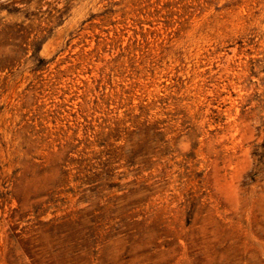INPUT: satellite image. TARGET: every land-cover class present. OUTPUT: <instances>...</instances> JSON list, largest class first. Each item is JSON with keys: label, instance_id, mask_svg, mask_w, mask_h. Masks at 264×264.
Returning a JSON list of instances; mask_svg holds the SVG:
<instances>
[{"label": "rangeland", "instance_id": "374dc122", "mask_svg": "<svg viewBox=\"0 0 264 264\" xmlns=\"http://www.w3.org/2000/svg\"><path fill=\"white\" fill-rule=\"evenodd\" d=\"M0 264H264V0H0Z\"/></svg>", "mask_w": 264, "mask_h": 264}]
</instances>
